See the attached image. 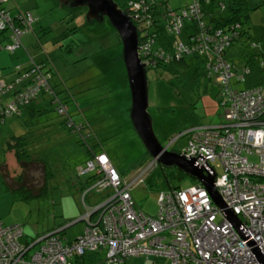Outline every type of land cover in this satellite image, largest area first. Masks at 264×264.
I'll return each instance as SVG.
<instances>
[{"label":"built area","instance_id":"1","mask_svg":"<svg viewBox=\"0 0 264 264\" xmlns=\"http://www.w3.org/2000/svg\"><path fill=\"white\" fill-rule=\"evenodd\" d=\"M218 1L223 6L228 0ZM9 3L12 0H0V31L9 34L11 43L6 49L15 53L23 46V36L33 32L36 19L21 8L12 14L6 7ZM201 5L202 0H193L188 9L177 11L156 0H131L126 4L124 11L138 31L139 57L147 70L154 66L155 58L164 57L162 48L154 47L155 21L160 20L171 36L181 34L188 22L204 29L207 24ZM223 31L219 29L212 36L203 33L195 39L192 36L188 43L175 39L172 47L179 55H208V74L222 87L226 122L187 130L181 136L187 138V145L177 154L206 176H215V187L225 207L217 206L199 183L161 192L159 213L149 216L137 207L131 193L136 181L127 184L109 156L98 154L87 168H80L79 174L95 175L90 190H111V195L82 218L86 221L84 234L72 244L64 243L60 230L24 243L22 225L5 226L0 221V264H71L72 258L97 251H105L109 263L118 264L129 258L149 259L150 255L167 257L171 264H264V85L235 90L237 84H245L251 70L235 74L233 66L223 59L226 47L235 38ZM29 58L28 67L18 66L10 84L0 72V114L19 113L45 93L55 101L66 128L80 135L82 131L89 133L70 117L56 95L47 63ZM16 91L18 94L4 107L3 96ZM155 167L154 162L146 171Z\"/></svg>","mask_w":264,"mask_h":264},{"label":"rangeland","instance_id":"2","mask_svg":"<svg viewBox=\"0 0 264 264\" xmlns=\"http://www.w3.org/2000/svg\"><path fill=\"white\" fill-rule=\"evenodd\" d=\"M120 8L131 0H115ZM173 10H180L192 0H158ZM6 4L12 9L29 11L36 19L35 32L23 37L24 45L17 52L6 49L11 41L7 33L0 31V72L7 84L16 78L17 67H28L29 55L34 59H44L51 70V85L59 98L66 104L76 122L87 123L98 140L106 147L113 165L127 184L137 207L147 215L156 217L159 213V192L171 188L187 189L200 182L184 173L176 166H166L155 162L136 133L130 116L131 92L129 84L123 80L124 66L121 62V38L111 23L104 21L88 22L86 9H71L59 6L58 0H12ZM251 21L246 24L247 32L242 39L229 49L235 53L240 64L254 55L250 44L264 38V8L250 13ZM179 42L187 43L185 35L178 36ZM28 52H26V50ZM125 69V68H124ZM195 70L193 66L192 71ZM158 70L147 71L149 84V113L154 119L156 134L165 147L172 153L182 151L186 137L180 138L195 125H215L222 121L225 109L221 107V86L215 81H207L201 76L194 81H174L169 85L168 74H158ZM169 80V81H168ZM234 83V82H233ZM171 84V83H170ZM246 88L237 84L236 89ZM4 95V103L10 100ZM40 104L37 116H29L23 111L21 116L0 118V163L8 157L9 168H4L11 179L0 172V221L5 226L22 225L28 239H36L51 228L63 226L67 240L74 241L83 235L86 214L82 196L88 192L81 186L78 166L85 165L90 159L85 149L78 147V138L66 129L64 118L58 116L56 105L47 94L34 103ZM38 114V113H37ZM87 133V132H86ZM31 137L30 150L35 158L47 163L52 177L48 182V195L44 199L24 201L18 192L13 191L18 184L15 178L24 170L17 166L13 155L6 156V143L13 136ZM61 142V143H59ZM92 143V141H89ZM36 154V155H35ZM13 160V161H12ZM154 169L146 171L152 163ZM218 172H222L219 169ZM82 176V175H81ZM21 184L39 190L45 183V171L41 163L26 168ZM111 190L102 193L91 191L87 204L94 200L102 203ZM82 217V218H81ZM217 221H221L218 217ZM106 253L98 255L105 259ZM149 260L131 258L124 264H171L167 257L150 255ZM103 264H107L104 261Z\"/></svg>","mask_w":264,"mask_h":264},{"label":"trees","instance_id":"3","mask_svg":"<svg viewBox=\"0 0 264 264\" xmlns=\"http://www.w3.org/2000/svg\"><path fill=\"white\" fill-rule=\"evenodd\" d=\"M156 1L159 4H167V3L160 2L158 0H156ZM208 1L210 3L206 4L205 0H202V5H201V10L204 11V19L203 20L207 24L204 29L200 28V26L198 28V26L196 24H192L191 22H188V23H186L185 28L182 29L181 34L171 36L167 33L165 25H162V22L160 20L155 21V25L153 27H154V31L157 34V40H156L154 47L156 48V50H159L160 48H162V51L164 53V57L162 59L161 58H155L154 59L155 64L150 69L158 70L159 72L157 75H159L160 77L162 74H168L171 77L170 81L168 80L169 85H172V86L174 85V81L181 82V81L186 80V81L197 82V80L201 76L205 77L207 81H212V80L216 81L215 77H213V76L210 77L208 74V68H207V63L209 60L208 55H201L199 53L198 54L197 53L190 54V55L184 53V54L179 55L177 50H175V48L172 47V44H173V41L178 38V36L185 35L188 38L187 39V43H188V41H192V40H190V37H192V36H193L192 39L197 38L198 35L203 34V33L212 36L215 31L222 29V30H224L223 31L224 34H227L229 36H232V35L235 36V38L233 39L231 44L226 47V49L224 51L223 59L228 64L233 66L235 74L241 73L244 69H250L251 70V74L247 76V79L245 82L246 88L241 89V90H237L235 87V90L236 91H244V90L251 89L254 87L263 86L264 85V66H262V62H264V38L262 41H258V42L252 41L251 42V44H250L251 48L257 52L254 55L253 54L249 55L248 60L244 61L243 64H240L239 61L230 60L227 57L228 53L230 52L229 49L234 45V43L240 41L242 39L243 35L247 32L245 27H246V24L251 21L250 13L256 9H259L260 7H257V8L256 7H249L247 5V0H228L227 2H225L223 4L224 7L222 6V4H219L218 0H208ZM192 2H193V0L191 1V3L189 5H187L182 10L188 9L189 6L192 4ZM58 5L61 6L60 4H58ZM62 7H65V6H62ZM8 37H9V34L7 35L6 39L10 40ZM255 44L258 45L257 48L254 47ZM121 46H122V55H121V62H119V64L121 65V63H122V65L125 68V64L123 61V44L122 43H121ZM46 65L48 68V64H46ZM193 66H195L194 71H192ZM124 68H123L124 79H122V80H123V83L125 81V83L128 85L127 72H126V68L125 69ZM48 70L51 73V70L50 69H48ZM18 91L7 94V95H11V96H9L10 100L8 102L3 103L4 107L6 106V104L11 102V100L14 98V96H16L18 94ZM43 94H45V93H41L38 96V98L32 100V102L30 104L22 107L19 113L12 114L10 116H2L0 114V118L5 119L8 117H13V116H21V115H23L22 112L24 110L25 111L28 110L27 112H29V116H37V115L41 114L40 113L41 111L35 112V114H33V109H32L33 107L31 108V105L34 104L39 99V97ZM56 95L58 96L57 93H56ZM58 98H59V96H58ZM50 99L53 102V104H55V101L51 97H50ZM224 102L225 101H224V98L222 96V87H221V98L219 100V103H220L221 107H223L225 109L224 115L222 116V121L220 123L215 124V125H210V126H218V125H221V124L226 122V120H225L226 107L224 105ZM65 106H66V104H65ZM56 112L58 114L57 109H56ZM68 112H69L68 114L70 115V117H72L69 110H68ZM36 113H38V114H36ZM58 116L61 118H64L63 116H61L59 114H58ZM76 123L84 126V128L86 127L88 132H89V133H86L85 131H82L81 135H80L78 133H74L73 130L66 128L71 133V135L78 138V141L75 142V144L78 147H82L83 149H85V152L90 157V159L88 161H86L85 165H80L77 167V168H83L84 169V168H87L88 162L93 160L96 155L106 153L109 156V154L106 152V147L98 140L97 137H95V135L91 131L89 124H87V123L85 124L82 122L81 123L76 122ZM63 124L65 125V122ZM210 126L195 125L192 128H194V127H210ZM86 135H88V136H86ZM183 137H185V136H183ZM183 137H181V138H183ZM30 139H31V137H28L27 135L13 136L10 139V141L6 143V150H5L6 154H8V155L11 154L15 157V159L17 161V166H20V168H23V170H24V172L21 175H19L17 178H15V180L17 182H14L12 184L13 187H15L14 184L15 185L18 184V186L15 187L13 189V191L18 192L21 196V199H23L24 201H32L34 199L39 200V199H44L45 197H47L48 189H49L48 182H49L50 178L52 177V172H50V170L48 169L47 163L43 162V160L41 158H35L34 157V152L30 150V148H31L30 145H31V140H32V139L31 140ZM186 140H187V138H186ZM89 141H92V143ZM109 158H110V156H109ZM110 160H111V158H110ZM39 163L42 164L44 171H45V183H44L42 188H40L39 190L36 191V189L28 188L27 186H25L21 183L23 182V180L25 178L24 177L25 169L31 168L33 164H39ZM9 166L10 165L7 164V162H5V164L0 163V172L7 179H11V178H10L8 172L6 170H4V168H9ZM80 178H83V179L87 178V183L89 184L87 186L89 188L88 192H85L82 196V203H83L85 208H86V206L88 207V208H86V210L90 211L92 209V207H95L98 205L95 203L94 200H90V205L87 204V198H88L89 193L91 191H95V190H90V188H91L92 183L96 179V176L91 174V173H87L83 176H80ZM166 182H167V185L170 187V191L176 190V189H182L179 187L171 188L170 181L167 177H166ZM161 192H164V191H161ZM161 192H159V194ZM92 217L95 218L96 215H92ZM83 222L86 223V221H84V220H83ZM57 230H60L61 236L63 235V233H65V229L63 228V226L51 228L49 232L57 231ZM84 232H85V230H84ZM84 232H83V234H84ZM32 240H34V239H32ZM34 241H36V240H34ZM64 241H65V239H64ZM72 243H66V244H72ZM102 252H105V251H102ZM102 252L97 251V252L88 253V254L99 255ZM88 254H86L82 258H79V257H77V258L78 259H85ZM139 258H142V257H139ZM150 258H152V257H150ZM130 259L131 258L125 260L124 263H126ZM103 261L107 262V264H118V263H109L106 256H105V259ZM124 263H122V264H124Z\"/></svg>","mask_w":264,"mask_h":264},{"label":"water","instance_id":"4","mask_svg":"<svg viewBox=\"0 0 264 264\" xmlns=\"http://www.w3.org/2000/svg\"><path fill=\"white\" fill-rule=\"evenodd\" d=\"M61 6L71 9H87L88 22L107 19L116 30L123 44V61L131 92L130 116L133 127L148 153L155 162L176 166L184 173L197 179L209 192L213 202L224 208L225 204L215 187V176H206L194 163L186 161L179 154L172 153L161 144L149 113V84L147 69L139 57V34L124 9L115 0H58ZM235 219L233 214H229Z\"/></svg>","mask_w":264,"mask_h":264},{"label":"crops","instance_id":"5","mask_svg":"<svg viewBox=\"0 0 264 264\" xmlns=\"http://www.w3.org/2000/svg\"><path fill=\"white\" fill-rule=\"evenodd\" d=\"M247 5L249 6V7H262V8H264V0H247ZM15 9V8H14ZM33 32H35V30L33 29ZM32 32V33H33ZM30 34V33H29ZM24 37V36H23ZM22 42H23V38H22ZM23 45H24V43H23ZM25 46V45H24ZM26 50V52H28L27 51V49H25ZM17 52V51H16ZM30 56V55H29ZM227 57H228V59H230V60H235V61H239L238 59H237V57H236V55H235V53H231V52H229L228 53V55H227ZM44 59H39V60H37V59H35V61H37L38 63H45V61H43ZM37 106H34V104H32L31 105V108L33 109V114H35V112H38L39 111V108H40V104H36ZM28 111V110H27ZM28 114H29V112H27ZM37 114V113H36ZM79 123H81V122H79ZM59 143H61V142H59ZM11 154H6V156H10ZM8 157L6 158V160L8 161ZM7 161H5V162H7ZM78 171H80V168H78ZM83 179V178H82ZM89 184L87 183V178H84V180L82 181L81 180V186L82 187H85V186H88ZM87 213V212H86ZM97 215V214H96ZM85 216V215H84ZM82 218V217H81ZM84 223V227H86V223L85 222H83ZM85 229V228H84ZM82 235V234H81ZM80 235V236H81ZM62 237L65 239V240H67V236L65 235V233H63V235H62ZM40 238V236L39 237H37L36 239L34 238V240H37V239H39ZM33 239V238H32ZM77 239V238H76ZM75 239V240H76ZM34 240H30V239H28V237H27V235H26V233H25V238L23 239V242L24 243H31V242H33ZM74 240V241H75ZM74 241H67V243H72V242H74ZM35 249H37V247L35 248ZM34 249V250H35ZM104 260V259H103ZM103 260H99V258H98V255H95V254H88L87 256H86V258L85 259H78L77 257H74L72 260H71V263L72 264H103L104 263V261Z\"/></svg>","mask_w":264,"mask_h":264},{"label":"clouds","instance_id":"6","mask_svg":"<svg viewBox=\"0 0 264 264\" xmlns=\"http://www.w3.org/2000/svg\"><path fill=\"white\" fill-rule=\"evenodd\" d=\"M106 20V19H105ZM7 40V39H6ZM148 71V70H147ZM159 197V196H158ZM81 221H83L82 219H81Z\"/></svg>","mask_w":264,"mask_h":264},{"label":"flooded vegetation","instance_id":"7","mask_svg":"<svg viewBox=\"0 0 264 264\" xmlns=\"http://www.w3.org/2000/svg\"><path fill=\"white\" fill-rule=\"evenodd\" d=\"M86 11H87V9H86Z\"/></svg>","mask_w":264,"mask_h":264}]
</instances>
